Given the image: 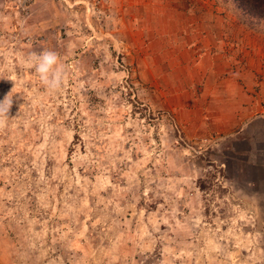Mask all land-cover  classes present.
<instances>
[{"label":"rangeland","instance_id":"374dc122","mask_svg":"<svg viewBox=\"0 0 264 264\" xmlns=\"http://www.w3.org/2000/svg\"><path fill=\"white\" fill-rule=\"evenodd\" d=\"M258 49L232 0H0V264H264Z\"/></svg>","mask_w":264,"mask_h":264},{"label":"clouds","instance_id":"9594fccd","mask_svg":"<svg viewBox=\"0 0 264 264\" xmlns=\"http://www.w3.org/2000/svg\"><path fill=\"white\" fill-rule=\"evenodd\" d=\"M60 56L53 50H44L39 54L33 53L29 59L30 64H34L38 74L39 82L52 91H58L63 86L65 72L60 63ZM13 106L12 90L2 101H0V127L6 125L9 118L10 109Z\"/></svg>","mask_w":264,"mask_h":264},{"label":"trees","instance_id":"16d2710c","mask_svg":"<svg viewBox=\"0 0 264 264\" xmlns=\"http://www.w3.org/2000/svg\"><path fill=\"white\" fill-rule=\"evenodd\" d=\"M236 7L253 18L264 20V0H232Z\"/></svg>","mask_w":264,"mask_h":264},{"label":"crops","instance_id":"0c3cea01","mask_svg":"<svg viewBox=\"0 0 264 264\" xmlns=\"http://www.w3.org/2000/svg\"><path fill=\"white\" fill-rule=\"evenodd\" d=\"M253 46H255V45H253ZM257 53L259 54V57H261V59H257V61L262 60V59L264 60V54L260 51V49H258ZM259 84H260V90L258 92H255L254 90H251L250 87L247 89L249 92H253L254 95L250 94V93L249 94L245 93L248 97L253 99L254 105H256V107H257V103L258 104L260 103V99L259 98H262V100H264V80L262 82H260ZM239 85H240L241 93H242V89L243 88H242L241 84H239Z\"/></svg>","mask_w":264,"mask_h":264}]
</instances>
